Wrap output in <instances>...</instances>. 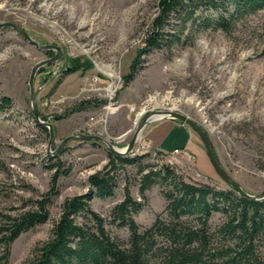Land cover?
<instances>
[{
    "label": "rangeland",
    "instance_id": "374dc122",
    "mask_svg": "<svg viewBox=\"0 0 264 264\" xmlns=\"http://www.w3.org/2000/svg\"><path fill=\"white\" fill-rule=\"evenodd\" d=\"M156 13L157 0H0V23L15 22L39 43L57 44L63 49L62 58L42 67L35 80V86L46 83L42 92L35 88V96L42 120L54 126L51 150L56 151L65 137L81 132L100 134L125 147L145 117L168 107L162 111L181 112L197 121L208 133L224 168L247 191L261 192L264 190V7L237 20L230 31L204 29L199 23H189L181 32L180 20L170 19L165 28L168 38L161 47L140 55L136 75L127 83L126 77L145 47ZM54 54L55 51L39 49L10 27L0 31V99L6 96L12 100L8 110H0V221L6 214L22 211L31 199L41 198L51 187L53 171L45 164L46 155L51 153L50 135L31 116L29 80L34 65ZM62 59L69 64L71 59L82 63L90 60L93 66L86 73L78 70L67 77L65 63L59 68L63 72L52 79L50 71ZM96 71L105 77L121 76L115 97L117 109L108 111L105 102L100 106L93 104L94 99H107L94 90L80 94L86 77ZM63 97L67 99L55 101L56 106L50 103L51 99ZM92 116H102L103 120L90 124ZM158 122L147 125L138 140L151 143L149 129ZM178 123L198 135L209 170L202 166L199 155L186 149L189 154L164 156L156 148L155 152L158 151L151 152L143 163L154 167L170 164L189 182L230 189L213 166L197 131L181 121ZM67 147L62 157L72 164L73 171L58 183L59 194L49 206L50 219L23 232L11 244L4 264H32L51 239L55 221L63 213V203L79 194L93 195L88 177L106 165L109 148L101 141L83 139L71 140ZM127 170L134 178L138 165L128 166ZM125 178L123 175L116 196L106 199L93 196L92 207L108 217L112 207L123 198ZM131 188L136 198L143 199L136 182H132ZM161 190L156 183L146 191V206L136 215L141 226L150 225L164 209ZM220 219L217 214L211 222L215 226ZM107 227L118 237L129 235L126 227L112 224ZM3 254L0 246V256Z\"/></svg>",
    "mask_w": 264,
    "mask_h": 264
},
{
    "label": "trees",
    "instance_id": "16d2710c",
    "mask_svg": "<svg viewBox=\"0 0 264 264\" xmlns=\"http://www.w3.org/2000/svg\"><path fill=\"white\" fill-rule=\"evenodd\" d=\"M263 7L264 0H157V13L145 47L132 63L126 82L134 79L140 55L161 47L168 38L165 28L170 19L180 20L181 32L189 23L230 31L237 20ZM92 66L90 60L82 63L71 59L64 75L78 70L86 73ZM90 102L86 103L90 106ZM92 103L100 106L103 101L94 99ZM11 105L9 97L0 99V110H8ZM31 116L34 118L33 113ZM35 122L50 135L47 126ZM67 148L66 145L58 153L46 155L45 164L53 171L50 189L41 198L31 199L22 211L6 214L0 221V246L4 249L0 264L6 262L11 244L23 232L50 219L49 206L59 194L58 183L73 171L72 164L62 157ZM150 154L151 151L125 156L108 149L106 165L88 177L93 195L79 194L63 203V213L55 221L51 239L32 264H264V199L247 198L232 188L223 190L209 183L189 182L170 164L145 165L144 159ZM134 165H138V171L133 178L127 167ZM123 175V198L105 217L92 207L91 200L93 196H116ZM133 181L139 185L143 199L133 195ZM156 183L162 188L165 207L150 225L143 227L136 215L146 206V191ZM217 214L221 219L214 226L211 220ZM107 224L126 227L128 237L114 235Z\"/></svg>",
    "mask_w": 264,
    "mask_h": 264
},
{
    "label": "water",
    "instance_id": "95a60500",
    "mask_svg": "<svg viewBox=\"0 0 264 264\" xmlns=\"http://www.w3.org/2000/svg\"><path fill=\"white\" fill-rule=\"evenodd\" d=\"M6 27H10L13 30L17 31L19 34H21L25 38H27L30 41V43H32L33 45H35L36 47H38L41 50L55 51V54L52 57L42 59L41 61L36 63V65H34L31 76H30V80H29L31 111H32L33 116L37 122H39V123H41V124H43L49 128L50 140H49L48 151L51 152L52 154L58 153L71 140L83 139V140L101 141L104 144H106V146L109 148L110 151H112L116 154L126 156L133 151L135 143L139 137V134H141L143 132L145 127L147 125H149L150 123H155L156 121L161 120V119L151 120V119H149V116L145 117L142 120L141 124L136 129L131 141L125 147H122V148L116 146L110 139H108V138H106L100 134L81 132V133L72 134V135L65 137L63 139V141L60 143V145L58 146V148L56 149V151L53 152L51 150V145H52V142H53L54 136H55L54 126H53V123H51L50 121L42 120V118H41V115H40L39 110H38L37 102H36V96H35V80H36V75H37L38 71L42 67L49 65V64H53L62 58L63 49L61 46H59L57 44H52V43L41 44V43H39L29 34V32L23 26L15 23V22L5 21V22L0 23V31ZM69 67H70V64L67 63L66 70H68ZM162 118L163 119L179 120V121H182V122L189 124L200 135L213 166L215 167L216 171L223 177V179L228 183V185L232 189L237 191L240 195L245 196L247 198L254 199V200H263L264 199V190H262L259 193H251V192L247 191L224 168V166L221 164L218 156L215 153L213 143H212L208 133L205 131V129L197 121H195L190 116H188L184 113H181V112H177V111L167 112L165 115H163Z\"/></svg>",
    "mask_w": 264,
    "mask_h": 264
},
{
    "label": "crops",
    "instance_id": "0c3cea01",
    "mask_svg": "<svg viewBox=\"0 0 264 264\" xmlns=\"http://www.w3.org/2000/svg\"><path fill=\"white\" fill-rule=\"evenodd\" d=\"M73 74L75 73H70L67 77ZM171 134L174 135L169 137ZM149 140L154 149H162V147H165V149L163 148L162 150L182 148L188 150L195 156L199 155L204 163L202 166L209 170V165H206V157L204 156V151L201 147L198 135L190 131V129L184 125L179 124L177 120H161L152 125L149 129Z\"/></svg>",
    "mask_w": 264,
    "mask_h": 264
},
{
    "label": "built area",
    "instance_id": "2783aa9c",
    "mask_svg": "<svg viewBox=\"0 0 264 264\" xmlns=\"http://www.w3.org/2000/svg\"><path fill=\"white\" fill-rule=\"evenodd\" d=\"M65 59H62L60 61L59 66H57L56 68L52 69V71H50V77L53 79L54 75H57L59 68H63L64 64L69 62V61H64ZM104 78H107L106 80ZM103 81H106V85L102 86ZM47 82V81H46ZM86 84L83 87L82 91H80V94H83L86 90L91 91L94 90L95 92H97L98 94H101L103 96H105L107 99L104 100L103 102H105L106 104L104 105V108L107 109L108 111L112 110L113 108H118V104L116 103V95H117V88L120 85L121 82V76H104L102 75L101 72L96 71L95 73L89 75L86 77ZM46 84V83H45ZM45 84L42 85L41 83L38 84L36 86V90L37 92H42L44 90ZM67 97H63L62 99H51V104L56 106L55 101L58 102L59 100H66ZM101 100V99H100ZM48 100L46 101V104H48ZM53 106V107H54ZM163 109H168V107H162ZM48 119V118H47ZM101 120H103L102 116L100 117H91L89 123H99L101 122ZM143 136V135H141ZM141 147H144V144H142ZM162 155L164 156H168V154H172V155H180V154H189L187 151L180 149V148H175L173 151L171 152H167V151H161ZM172 161V160H170Z\"/></svg>",
    "mask_w": 264,
    "mask_h": 264
},
{
    "label": "bare ground",
    "instance_id": "6f19581e",
    "mask_svg": "<svg viewBox=\"0 0 264 264\" xmlns=\"http://www.w3.org/2000/svg\"><path fill=\"white\" fill-rule=\"evenodd\" d=\"M68 63V62H67ZM67 63H66V65H65V67H64V71H67L66 70V66H67ZM63 72V70L62 69H60L59 71H58V73L57 74H61ZM111 76H113V74H110ZM35 88H36V86H35ZM154 98V97H153ZM163 109H159V111H156V112H154V113H151L150 115H149V119H151V120H154V119H161V120H167V119H163L162 117H163V115H165L167 112H171V111H162ZM161 120H158V121H161ZM171 120H174V119H171ZM179 121V120H178ZM182 122V121H181ZM182 123H184V124H187V123H185V122H182ZM90 124H96V123H90ZM189 125V124H188ZM190 126V125H189ZM143 133V132H142ZM141 133V134H142ZM141 134H139V137H140V135ZM139 137H138V139H139ZM137 139V141H139L138 142V144H136L135 143V146H134V149H133V151L131 152V153H133L135 150L138 152V153H144V152H148V151H151V152H155V150H154V148H152L153 147V145L151 144V143H149L148 141H146L145 139H144V141H140V140H138ZM136 141V142H137ZM142 144H144V147H141L142 146ZM117 146V145H116ZM119 147V146H118ZM120 148H122V147H120ZM184 150V149H183ZM161 151H163V150H161L160 149V152ZM164 151H166V150H164ZM156 152H157V150H156ZM155 152V153H156ZM130 153V154H131ZM136 153V152H135ZM129 155V154H128Z\"/></svg>",
    "mask_w": 264,
    "mask_h": 264
}]
</instances>
